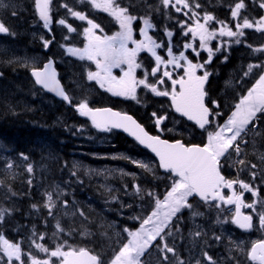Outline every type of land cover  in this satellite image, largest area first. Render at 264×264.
Here are the masks:
<instances>
[{
  "label": "snow or ice",
  "instance_id": "obj_1",
  "mask_svg": "<svg viewBox=\"0 0 264 264\" xmlns=\"http://www.w3.org/2000/svg\"><path fill=\"white\" fill-rule=\"evenodd\" d=\"M142 3L141 8L135 0H31L30 6L36 23L47 30V38L39 37L43 48L48 50L57 43L54 24L66 30L59 47L67 56L94 65L95 70L85 69L88 81L113 96L137 103H142L138 90L168 99L167 109L162 105L150 114L156 135L127 113L109 107H92L87 99L74 102L62 83L57 61L52 57L39 66L35 58L6 62L27 68L34 85L66 101L81 117L88 118L92 127L102 132L122 129L139 145L149 149L158 158L157 165L131 156L113 158L129 161L152 174L154 179H160L156 169H162L167 187L161 193L156 187L149 189L141 183H133L130 192L129 185H124V195L140 201L136 205L139 212L128 217L138 222V226H124L114 237H108L110 255L69 243L68 237L76 234L77 229L65 226L63 218L80 217L84 221L89 218L75 199L66 198L67 193L59 184L44 190L42 202L31 204V210L41 220L45 231H38L33 223L24 241L9 239L3 231L19 208L15 202L7 207L0 204V264H241L239 253L246 256L248 264H264V238L252 241L247 247L243 241L237 242L230 235H224L225 225H235L246 232L256 228L264 233V198L261 197L264 152L256 147L257 138L264 146V58L249 63L243 71L241 82L244 77H254V82L230 107V113L222 111L221 103L212 99L207 87L215 74L209 70V65L218 53L227 52L232 44H245L253 54L264 57V44L253 46L246 40V30L264 34V15L253 17L248 12L250 3L264 10V0H231L229 3L220 0L230 16L224 20L207 11L200 0H156L155 3L142 0ZM0 9H11L12 17L19 16L16 7L6 0H0ZM93 11L110 16L118 30L111 35L105 33L92 16ZM155 16L165 21L163 38L155 35ZM77 21L82 23L76 24ZM73 34L83 38L82 47L72 43ZM0 35L15 37L18 33L0 19ZM176 35L186 39L174 42ZM213 41L217 43L213 45ZM142 53L152 58L151 65H144L140 59ZM202 53L207 54L206 58L201 59ZM227 60L228 55H224L223 62ZM114 69H119L121 74L116 75ZM3 76L0 72V77ZM173 114L206 133L205 140L192 143L163 138L165 132L178 131L177 125L184 127L180 119L173 120ZM168 122L173 123L172 128L167 126ZM82 130L78 128L77 132ZM250 145L254 158H249L246 151ZM21 168L27 174L23 181L28 185L27 193L18 192L13 186L22 175L18 172ZM226 169H231L235 176L226 175ZM121 175L136 178L135 173L122 170ZM72 176H76L75 171ZM33 180L34 165L28 154L21 152L18 159L0 156V199L31 195ZM107 191L111 194L114 190ZM245 193L251 194L250 202ZM111 200L118 201L119 197L111 195ZM120 206L133 208L132 203ZM44 210L47 214L41 216ZM185 211L191 221L188 237L193 245L200 246V255L191 260L182 258L179 251L180 242L188 238L184 235ZM197 218L212 220L221 232L205 230L202 223H197ZM50 220L55 224L49 234ZM25 228L21 225L17 231ZM79 234L91 235L83 226ZM225 238L228 254L217 257L209 249L223 243Z\"/></svg>",
  "mask_w": 264,
  "mask_h": 264
},
{
  "label": "trees",
  "instance_id": "obj_2",
  "mask_svg": "<svg viewBox=\"0 0 264 264\" xmlns=\"http://www.w3.org/2000/svg\"><path fill=\"white\" fill-rule=\"evenodd\" d=\"M19 1L25 5V9H29L27 12L22 8V12L16 18L21 33L20 46L23 50H29V46H32L28 36L29 22L33 23L35 16L33 9L30 8L31 0ZM200 2L206 6L207 11L212 12L221 20L230 19L228 9L221 6L220 0H200ZM224 2L229 3L231 0H224ZM248 12L253 17L264 15V11L258 7V4L251 5L250 3ZM29 19L31 21L28 22ZM11 24L9 23V25ZM37 25L39 24L37 23ZM246 32L248 44L253 46L264 44V34H257L253 31ZM8 41L10 42L11 39ZM39 47L40 44L37 43L38 51ZM13 49L12 47L8 50L7 46L5 50L0 48V72L4 73V76L0 77V156L18 159L19 153L28 154L30 162L34 165V187L31 190V195H21L12 198V200L0 199V204L5 207L15 202L19 208L3 231L9 239L16 241L25 240L28 235L27 229H30L33 223L37 225L38 231H45L44 225L30 206L32 203L42 202V193L45 189L59 184L67 193L66 198L70 201L75 199L89 218L88 221H84L80 217L63 218L62 223L65 226L71 225L77 229V233L68 237V241L78 247H87L110 255L111 241L108 237H114L115 232L120 231L124 226H138V222L128 217L139 212L136 205L140 201H136L137 199L130 195H124L116 186L123 187L128 184L131 192L133 183H141L145 188L156 187L158 192L163 193L168 181L160 177L158 169H156V176L160 179H154L152 174L137 168L129 161L113 158L131 156L136 160L148 159L155 165L151 156L140 149L134 141L115 131L109 134L101 132L92 127L86 118L81 117L74 108L67 106L66 103L47 95L37 94L30 82L28 69L21 67L19 63L8 64L6 62L9 59L24 60V53L16 56L15 49ZM228 56V62L222 63L217 58L210 66L211 71L215 74L210 77L209 93L212 99L221 103L222 107L233 103L234 97L232 93L230 98V93L225 91L226 89L230 91L228 85L223 87L222 77L226 73V69L231 68L241 75L250 61L264 58L260 54H253L245 44L232 46ZM81 127L83 130L77 132V129ZM198 140L200 139L197 138L195 142ZM100 167L112 170L116 167L122 168L126 173H135L136 178L134 179L130 175L125 179L115 171L113 173L103 170L96 172L95 169ZM73 171L76 172V176H72ZM18 172L22 175L13 186L18 192L27 193L28 185L23 182L27 174L23 173V168ZM108 189L114 191L110 194ZM111 195L119 196L120 201L114 203L111 200ZM121 203H132L133 208H121ZM30 212H32L31 215H29ZM46 214V210H44L40 215ZM54 224L55 221L50 220L47 229L49 234L53 230ZM21 225L26 228L18 232L17 229ZM108 225L111 227H107ZM82 226L91 235H80ZM187 226L188 220L186 219L184 232Z\"/></svg>",
  "mask_w": 264,
  "mask_h": 264
},
{
  "label": "flooded vegetation",
  "instance_id": "obj_3",
  "mask_svg": "<svg viewBox=\"0 0 264 264\" xmlns=\"http://www.w3.org/2000/svg\"><path fill=\"white\" fill-rule=\"evenodd\" d=\"M135 2H136V4L140 5L141 8L143 7L142 0H140V1L135 0ZM92 15L96 19V21L102 25V27L104 28L105 33L111 35L112 33H114L115 31L118 30V25L116 24V22L110 16H108L106 13L99 12V11H93ZM153 23L157 25V29H156L155 35L160 37V38H163L162 28H163V24L165 23V21L163 20L162 17L155 16L153 18ZM63 34H65L64 31H62V35ZM150 34H153L151 30H150ZM76 37L77 38H76L74 44L76 46H81L82 47V39L83 38L80 37V36H76ZM137 38H139L138 29H137ZM184 39H186V38L181 37L179 35H176L174 37V42H183ZM158 51H160V50H158ZM161 54H163V53H161ZM140 59L142 60V62L144 63V65L146 67L153 63L152 58L147 53H142ZM114 73L116 75H120L121 74L119 69H114ZM140 74L141 73L138 71V75H140ZM92 83L94 85V94H93L94 98H97V99H100V100L103 99L105 101H108L112 105H114L115 107L119 108L120 110H122L124 112H129V113L130 112H132V113L133 112H145L144 109H143V104L142 103L147 97H150V98L155 99V100L161 98V97H154L150 93H147L145 90H138V96L141 99L142 103H137L136 101L128 99V98H125V97L113 96L111 93L105 91L104 89H101L98 84H96L94 82H92ZM150 114H151V112H149L148 114H146V113L144 114V118L146 119L147 122H149L151 120L150 119ZM151 126H154L153 122L151 123ZM190 127H193V126L190 125ZM154 129L157 132L155 126H154ZM165 133H163V134H165ZM239 239H242V238L240 237ZM214 253H219V251L215 250ZM238 256L242 257V256H244V254L243 253H239Z\"/></svg>",
  "mask_w": 264,
  "mask_h": 264
},
{
  "label": "rangeland",
  "instance_id": "obj_4",
  "mask_svg": "<svg viewBox=\"0 0 264 264\" xmlns=\"http://www.w3.org/2000/svg\"><path fill=\"white\" fill-rule=\"evenodd\" d=\"M6 2H8V3H11V4H13L15 7H16V9L18 10V11H21L22 12V8H24L25 9V5L23 4V3H21V2H13V1H9V0H6ZM30 8H32V7H30ZM23 9V10H24ZM0 11L1 12H3V13H5V15L6 16H8V17H10L9 18V22L10 23H12L13 24V21H12V19H11V14H10V12H11V9H7V10H5V9H0ZM24 11H29V9H25ZM23 11V12H24ZM29 21H31L30 19L28 20V22ZM71 22V21H70ZM76 23V22H75ZM17 24H18V21H16L15 22V25L17 26ZM37 23H36V18H34V21H33V23H30L29 22V25H32V26H35ZM34 28H32L31 30H29L30 31V33H32L33 35H36V36H41V35H44V33H43V28L42 27H40V31L38 32L36 29H34ZM246 31H253V30H246ZM253 32H255V31H253ZM258 33V32H257ZM40 48L41 49H43V46H42V42L40 41ZM217 42L216 41H213V45H215ZM9 44L10 45H8L7 46V49L9 50V49H11L12 47L14 48V46H13V42H9ZM20 50V49H19ZM21 52H23V53H25L26 51H27V53L29 54V59H31V58H35L36 59V61H38L39 60V55L36 53V54H34V56L32 55V53H31V50L29 49V50H20ZM219 54V53H218ZM26 56V55H25ZM206 56H207V54L206 53H202V56H201V58L203 59V58H206ZM84 69H87V68H84ZM246 70V69H245ZM234 76V78H235V75H233ZM241 77H243V73H242V75L240 76V75H238L237 76V78L236 79H231V80H229L226 84L228 85V84H230L233 80L235 81V83H236V86H238L239 84H240V86L242 85V82H241ZM244 78H248L249 79V81H250V85L245 89V91H244V93L243 94H245L246 93V91H247V89L248 88H250L251 87V85H252V83L254 82V77H244ZM243 78V79H244ZM92 83L90 82V81H88L87 80V78L85 77L84 78V80H83V85H82V88H81V90L79 91L80 93H85V92H87L88 91V88H92L93 87V85H91ZM226 92H228V90L226 89L225 90ZM89 92H87V94H88ZM90 98L92 97V95L91 96H89ZM239 98V97H238ZM79 99H83L82 97H79ZM238 101V100H237ZM228 113H230V112H228ZM222 122V121H221ZM251 150V149H250ZM260 150V152H264L262 149H259ZM144 161H148L149 162V160L148 159H144ZM99 170H103V171H107V172H109V173H113V171H115L116 173H118V175L120 176V177H124L125 179L127 178V177H129L130 175H121V170L123 171V172H125L126 173V171H125V169H122V168H118V167H116L115 169H111V168H109V169H106V168H102V167H100V168H96L95 169V171L96 172H98ZM114 185H117V184H114ZM118 189H120V191H122L123 192V187H119V186H116ZM124 193V192H123ZM131 196V195H130ZM132 198H135V199H137L136 201H139L138 200V198H136V197H134V196H131ZM205 227V230H210V229H212V225H206V226H204ZM258 232L255 234V235H258V236H260V235H263L264 233H262L261 231H259V230H257ZM185 237H188V235H185ZM249 239H251V238H249ZM233 240H235V241H237V242H239V241H243V240H241V239H233ZM185 241H186V244H187V246L186 247H189L188 248V251H189V249H191V251H189V253H191V254H193V253H196V252H198V251H194L193 249H194V247H196L195 245H193L192 243H191V237H188L187 239H185ZM244 242V241H243ZM70 244H72L71 242H69ZM73 245V244H72ZM184 245H185V243H184ZM49 246H52V244H49ZM74 247H78V246H76V245H73ZM25 249H27V246H26V248ZM226 249H227V246H226ZM226 253H224L223 252V255L224 256H226L228 253H227V251H225ZM219 253H221V252H219ZM218 253V254H219ZM41 256L43 255V254H40ZM197 255H200V252L199 253H197L195 256H197Z\"/></svg>",
  "mask_w": 264,
  "mask_h": 264
},
{
  "label": "bare ground",
  "instance_id": "obj_5",
  "mask_svg": "<svg viewBox=\"0 0 264 264\" xmlns=\"http://www.w3.org/2000/svg\"><path fill=\"white\" fill-rule=\"evenodd\" d=\"M254 62H257V61H250V63H254ZM227 71H226V73L223 75V77H222V80H223V87H225V86H227V82L229 81V80H231V79H233L234 78V76L233 75H235L234 74V71H233V69H231V68H228V69H226ZM62 73H63V71H60V74H61V76H62ZM31 89V88H30ZM33 91V90H32ZM27 92V91H26ZM30 92H31V90H30ZM228 94L230 93V97H231V95H232V92H230L229 90H228V92H227ZM17 95H19V94H17ZM20 97V96H19ZM29 97V96H28ZM32 98V97H31ZM30 98V99H31ZM40 101V100H39ZM32 102V101H31ZM43 102V101H42ZM38 103V102H37ZM46 103V102H45ZM35 104V103H34ZM38 105V104H37ZM45 105V104H44ZM35 111V110H34ZM257 148H258V146H256ZM250 149H251V152L252 153H254V151H253V147L252 146H250ZM191 227H187L186 228V231L184 232L185 233V235H187L188 234V231H189V229H190ZM240 237H237L236 239H239ZM241 240H243V239H241ZM182 243H185L186 244V241L185 240H183V241H181ZM215 245V247L216 248H214V247H212L211 249H209V251L211 252V253H214V251L215 250H217V251H219V252H225V251H227V249H226V246H228V240H227V238H225V240L223 241V243H220V244H214ZM213 251V252H212ZM180 254H181V257L183 258L184 256H183V254L180 252ZM215 255H218V253H214ZM238 255V254H237ZM239 257V256H238Z\"/></svg>",
  "mask_w": 264,
  "mask_h": 264
},
{
  "label": "water",
  "instance_id": "obj_6",
  "mask_svg": "<svg viewBox=\"0 0 264 264\" xmlns=\"http://www.w3.org/2000/svg\"><path fill=\"white\" fill-rule=\"evenodd\" d=\"M52 95H54L56 98H58V99H61L60 97H58V96H56L54 93H51ZM114 111H116V110H114ZM135 119V118H134ZM117 131H120V132H122V133H124L127 137H129V138H131V139H134L133 137H131V136H129L128 135V133H126V132H124L122 129H116ZM143 149H146V148H144L142 145H140ZM146 150H148L154 157H155V154L154 153H152L149 149H146ZM156 158V157H155ZM156 160L158 161V158H156ZM161 171H163L162 169H161ZM164 172V171H163Z\"/></svg>",
  "mask_w": 264,
  "mask_h": 264
}]
</instances>
